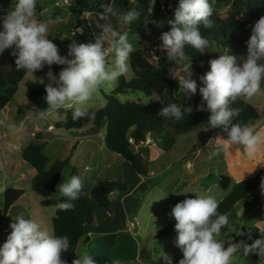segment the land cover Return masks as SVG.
<instances>
[{
	"label": "rangeland",
	"instance_id": "obj_1",
	"mask_svg": "<svg viewBox=\"0 0 264 264\" xmlns=\"http://www.w3.org/2000/svg\"><path fill=\"white\" fill-rule=\"evenodd\" d=\"M125 1L128 3V7L122 6ZM135 1L87 0L77 4V0H37L36 18L41 21L49 17L60 16L63 18L61 23L50 26L49 39L59 47L60 55L66 56L72 39L84 43L79 39L83 32V26L92 28V33L88 32L85 43H94L95 37L101 32V25L114 22L111 20L102 21L94 14L85 15L86 12H99L101 5L108 3H114L122 11L137 9L138 3ZM15 3L16 0H0V31L3 30L2 17L15 6ZM166 4L168 3H163L164 6ZM226 10L227 8H224L220 13L224 14ZM167 13V10H163V15L166 16L163 20L164 26H170L169 21L166 20L169 16ZM151 21L149 19L147 23L149 24ZM131 24L120 26L116 30L121 34L127 32L129 42L133 47L140 43L149 48L153 46L158 52L152 55V61L156 60V55L166 54V51L161 49V35L157 38L156 31L152 29H148L144 35L131 34L129 31ZM209 41L211 46L208 48V53L211 60L218 58L225 51L231 55L229 50L222 45H216L213 40ZM12 51L13 49H6L3 54H0V61L10 71L16 69L15 57L11 55ZM113 60L114 56L110 55L108 57L109 66L112 65ZM238 62H240L239 58ZM191 64L192 78L197 81L198 92L199 77L210 71V67L207 68L200 61L194 59H191ZM60 67L63 66H51L54 75H57L55 71ZM184 70L185 65H177L173 71L174 78L178 80L182 75L180 73H183ZM48 71L49 67L45 66L42 71L34 73L35 77L26 73L18 83V91L14 99L5 106L0 114V119L14 122L16 125L14 130L0 127V198L3 199V192L7 188L25 191L5 217L0 207V246L6 242L7 236L11 232L9 225L13 222L12 219L18 215L35 220L43 228L52 231L51 219L55 215L60 195L57 193V188L55 194L48 198L40 196L33 190L32 179L37 175V170L22 158L23 150L31 142L46 143L44 154L50 163L58 158L70 157V166L64 170L60 184L67 181L71 167L77 168L85 194L90 200L93 214L92 224L85 226V229L89 230L91 234L85 235L81 240L77 256L86 252L93 256L95 264H114L116 260H119L121 264H164L160 259L162 251L172 257V264H179L183 255L175 245L176 235L173 233L163 235L162 233L171 223H176L170 215L172 207L186 198H196L195 195H212L220 202L231 188L230 185L227 187L228 182L234 183L237 180L251 177L250 174H256L262 168L257 169L263 162L264 148L255 158L250 159L243 153V146H221L214 140L218 136L227 139V134L216 133L209 144L202 147L196 138V132L201 129H210L208 125H203L189 133L177 135L174 138V144L167 151H162L159 162L149 167L152 176L142 179L129 162H125L122 166L113 160L104 143L106 126L95 131L88 126L89 128L81 131L57 130L55 132L54 128H50L48 125L49 123L54 125L55 122L63 120L68 111L64 109L58 110L61 115L58 118L53 117L48 122L37 120V111L30 102L28 94L37 84L49 82L46 78ZM123 76L126 79H131L133 77L132 70ZM41 79L43 83L39 82ZM116 86L117 80L105 83L93 94L91 100L81 107L89 112L102 108L106 104L104 94L112 93ZM117 98L120 102L140 101L145 105L149 103V98L143 93L134 91L120 94ZM238 99L250 103L259 111L261 119L257 122L260 127H264V80H262L261 94L251 100L243 97ZM153 100L160 105V111L162 107L168 105L166 101L161 102L157 97H154ZM38 132L41 133L42 138L36 140L34 135ZM159 135L160 139L165 138L161 133ZM73 145L74 149H72ZM217 152L219 154H213ZM109 165L111 166L108 167ZM122 168L124 172H122ZM97 178H115L116 180L122 178L126 181L130 192L126 196L125 202L120 201L121 196L118 195L109 208H100L90 197V190ZM242 207H244L243 202H240L235 208L237 211H241L244 209ZM260 214H264V210L252 213L246 218L241 216L240 223L244 221L246 225H254L256 219L259 220L257 215ZM5 230L8 233L5 234ZM110 235H114L113 242L109 239ZM233 264H253V255L245 258L242 253H238L233 258Z\"/></svg>",
	"mask_w": 264,
	"mask_h": 264
},
{
	"label": "clouds",
	"instance_id": "obj_2",
	"mask_svg": "<svg viewBox=\"0 0 264 264\" xmlns=\"http://www.w3.org/2000/svg\"><path fill=\"white\" fill-rule=\"evenodd\" d=\"M36 4L37 0H16L15 6L2 17L0 54L6 49H13L11 55L15 57L16 69L25 70L32 76L45 66L49 67L46 74L49 82L45 85L44 97L46 107L38 110L37 120L48 122L53 117L58 118L61 116L58 112L60 109L71 110L74 121L89 116L81 106L91 100L102 85L118 80L131 70L130 55L134 47L129 42L128 33L121 34L111 22L104 23L94 43H80L72 39L67 55L62 56L59 47L49 39V28L61 23L63 18L57 16L38 20ZM155 4L156 0H151V12ZM101 9L95 13L86 12L85 15L94 14L102 21L115 19L121 27L131 24L141 15L135 8L122 11L114 3L103 4ZM213 11L209 0H179L174 20L169 22L171 30L160 37L161 49L166 51L168 61L185 65L178 83L187 99L197 93L198 84L192 78L191 56L185 49L187 46L200 54L206 53L205 50L211 45L201 34L200 28L213 27ZM110 55L114 56L111 66L108 64ZM239 61L236 55H229L227 51L209 61L210 71L199 77L202 100L196 110L210 113L208 128H220L227 134V139L218 136L214 140L221 146H243V153L252 159L264 148V127L251 120L239 121L242 108L231 107V104L241 97L251 100L262 92L264 17L259 18L252 27L247 41V55L240 57ZM52 65L63 66L58 76L53 74ZM39 82L43 83V80ZM192 112L191 105L171 103L162 107L158 114L179 122ZM0 127L14 130L16 125L0 119ZM135 141L129 143L135 145ZM82 187L79 175H72L66 182L63 181L58 185L57 193L65 199L57 207L61 210L74 208L72 201L79 198ZM261 189H264V180ZM108 195L115 199L119 189H112ZM195 196L175 204L170 213L176 221L175 245L183 255L179 264H233V258L238 253L245 258L250 255L264 257V232L260 233V239L251 244L244 240L233 242L221 238L222 229L233 231L228 215L218 212L219 201L214 196ZM12 220L9 225L11 232L0 246V264H67L62 257L71 247L68 236H56L23 215ZM160 259L164 264H172V257L163 251ZM72 264H95V261L92 255L85 252L76 257ZM114 264L121 262L116 260Z\"/></svg>",
	"mask_w": 264,
	"mask_h": 264
},
{
	"label": "trees",
	"instance_id": "obj_3",
	"mask_svg": "<svg viewBox=\"0 0 264 264\" xmlns=\"http://www.w3.org/2000/svg\"><path fill=\"white\" fill-rule=\"evenodd\" d=\"M83 1L87 0H77V4ZM135 2L138 3L136 10L141 15L131 24L129 28L131 34L144 35L148 29H152L156 31V37L158 38L163 33L171 30V25H163V20L166 18L163 15V10H167L169 15L166 20L169 22L173 21L179 0H165L168 3L165 6L161 3V0H156L152 12L150 8L151 0H136ZM209 3L214 10L211 17L213 27L206 29L201 26V34L208 40H213L216 45H222L228 49L231 55H236L238 58L246 56L247 41L251 36L252 27L259 18L264 17V0H209ZM169 5L172 8L169 9ZM122 6L128 7V3L125 1ZM162 7H164L163 10ZM224 8H227L226 13L221 14L220 12ZM149 19L152 21L148 24L147 20ZM110 20L114 21L113 26L116 29L120 27L115 19ZM91 29L88 26H83L82 35L79 36L82 42H86L88 32L92 33ZM185 51L191 56V59L200 61L207 68L210 67L209 61L211 57L208 53V48L205 50L206 53L203 54L187 46ZM157 52L153 46L149 48L143 43L134 47V51L130 55V67L133 77L131 79H126L124 76L119 77L115 90L112 93L104 94L106 104L102 108L93 112L88 111L89 116L76 121L72 119L71 110H68L63 120L54 123V128L57 130L80 131L91 127L95 131L106 126V134L104 136L106 148L119 154L129 162L138 175L148 176L149 162L141 154V146L145 143L148 133H153L158 138L160 137L159 133L163 137L165 136V138H159V140L162 141L167 150L174 144V138L177 135L189 133L199 126L206 125L210 116L207 111L196 110L202 100L199 91L190 99H187L179 88L178 80L174 78L173 74L174 69L179 64L168 61L166 54H158L156 55V60L152 61V55L154 53L157 54ZM197 69L201 71L198 67ZM60 70H62L61 67L57 68L55 73L58 75ZM26 73L25 70L18 71L17 69L10 71L0 61V114L5 106L14 99L18 91V83ZM180 74L183 73L181 72ZM45 85L37 84L28 94V98L37 112L39 109L46 107L44 102V97L46 96ZM129 91L143 93L149 98V103L145 105L140 101L120 102L117 96L126 94ZM154 97H157L161 102L166 101L167 104L181 103L183 106L191 105L193 112L189 116L185 115L179 122L173 119H166L158 114L160 105L153 100ZM231 107L242 108L241 115L238 117L239 121L247 122L251 120L257 122L261 119L259 111L242 99H237L231 104ZM216 133L223 132L220 128L201 129L196 132V138L202 146H205ZM34 138L36 140L41 139V133H36ZM129 138L136 140L138 147L130 144ZM45 147L46 143L44 142H31L23 150L22 158L37 170V175L32 179L33 190L40 196L48 198L55 194L64 170L70 166V157L58 158L50 163L44 154ZM72 175H79L75 167L71 168L68 179ZM262 180H264V165L252 177L234 183H227L231 188L228 194L219 202L218 212L229 215V223L233 231H229L228 228L225 229L234 242L244 240L251 244L254 240L260 239V233L264 232L259 227L240 223L241 216H245L254 209L264 207V189H261ZM112 189H119V195H125L130 192V187L126 182L103 179L98 180L91 188L90 197L100 208H108L112 202L108 193ZM24 193L25 191L22 189L7 188L4 190V200L1 208L4 217L9 208ZM253 193L255 195L245 202L242 213L238 214L235 208L236 205ZM64 199L60 197L59 203ZM72 203L74 208L71 210H61L57 207L55 215L51 219L53 233L56 236L66 235L69 237L71 247L62 257L67 261V264H72V261L78 257L76 247L85 236V226L93 222L90 200L85 194L84 186L79 198L72 201ZM174 225L175 222L167 226L162 232L163 235L173 233L177 236ZM241 232L243 235H241ZM109 237L112 240L111 242H113L114 235ZM260 263H264V257L253 255V264Z\"/></svg>",
	"mask_w": 264,
	"mask_h": 264
},
{
	"label": "crops",
	"instance_id": "obj_4",
	"mask_svg": "<svg viewBox=\"0 0 264 264\" xmlns=\"http://www.w3.org/2000/svg\"><path fill=\"white\" fill-rule=\"evenodd\" d=\"M206 125H208V124H206ZM48 127H50V128H54V125H52L51 123H49V125H48ZM50 128H49V130H50ZM54 130H55V132L57 131V129H55L54 128ZM54 130H51L52 132H54ZM81 131V130H80ZM216 135V134H215ZM93 137L95 136V135H92ZM157 137H156V135L155 134H153V133H148L147 134V137H146V141H145V143L141 146V154H142V156H143V158L146 160V161H148L149 162V167L151 166V165H156V163L157 162H159V160H160V158H161V156H162V151L163 150H165V151H167L166 149H165V147H163V145H162V143H160L161 142V140H159L158 138H157V140H155ZM155 140V141H154ZM81 143L79 142V145H80ZM209 144V143H208ZM206 146V145H205ZM205 146H202V147H205ZM135 147H138V145H135ZM75 147H74V145L72 146V149H74ZM108 150V149H107ZM109 152L111 153V155H112V157H113V160H116L117 162H119L120 163V165H122L123 166V164H125V162H127L125 159H123L119 154H117V153H115V152H112V151H110L109 150ZM261 153V150H260V152L258 153V154H260ZM263 165H264V159H263V162H261V165H259L258 167H257V169H259V168H261V167H263ZM111 165H109L108 167H110ZM121 166V167H122ZM190 166H192V165H190ZM158 167V166H157ZM193 167V166H192ZM71 168H73V167H71ZM76 168V167H75ZM124 168V167H123ZM122 168V172H124V169ZM77 169V168H76ZM79 173V172H78ZM250 175H252V176H254L255 174H250ZM79 176H80V174H79ZM141 176V175H140ZM152 175H151V173L149 172V175L148 176H141V178L142 179H147V178H149V177H151ZM251 176V177H252ZM80 178H81V176H80ZM249 178V177H248ZM106 179H113V180H116L115 178H106ZM244 179V178H243ZM98 180H103V179H100V178H97V180H95L94 181V184H93V186L98 182ZM242 180V179H241ZM241 180H237L236 182H238V181H241ZM117 181H123V182H126V181H124L122 178H120V179H117ZM229 183V182H228ZM128 184V183H127ZM92 186V187H93ZM229 185L227 184V187H228ZM128 194H125V195H119V196H121L120 198V201H122V202H125V200L127 199V196ZM255 195V193H253V194H251L248 198L249 199H251L253 196ZM61 197V196H60ZM20 199V198H19ZM18 199V200H19ZM249 199H247V200H249ZM17 200V201H18ZM111 200H112V202L114 201V199H112V197H111ZM16 201V202H17ZM112 202H111V204H112ZM241 202H243V205L245 206V200L244 201H241ZM240 203V202H239ZM15 204V203H14ZM13 204V205H14ZM12 205V206H13ZM11 206V207H12ZM111 206V205H110ZM109 206V207H110ZM10 207V208H11ZM108 207V208H109ZM10 208H9V210H10ZM57 208V207H56ZM242 208H244V207H242ZM9 210H8V212H9ZM56 210V209H55ZM260 210H264V207H260V208H257V209H254V210H252L251 212H249V213H247L245 216H244V218H246L248 215H250V214H252V213H255V212H259ZM243 210H241V211H238V214H241V212H242ZM8 212H7V214H8ZM6 214V215H7ZM257 218H259V220H257L256 219V222H254V225H252V226H256V227H259L260 229H263L264 230V214H260V215H257ZM241 224H245L244 223V221H242L241 222ZM52 225V224H51ZM91 234V232L89 231V230H86L85 229V235H90ZM84 238V237H83ZM82 238V239H83ZM221 238H224V239H226V240H232L233 242H234V240L229 236V234H228V232H227V230L226 229H223V231L221 232ZM81 239V240H82ZM89 239V238H88ZM81 240L79 241V243H78V245H77V247H76V253H77V250H78V247L80 246V243H81ZM228 245L226 244L225 245V247H227Z\"/></svg>",
	"mask_w": 264,
	"mask_h": 264
},
{
	"label": "built area",
	"instance_id": "obj_5",
	"mask_svg": "<svg viewBox=\"0 0 264 264\" xmlns=\"http://www.w3.org/2000/svg\"><path fill=\"white\" fill-rule=\"evenodd\" d=\"M164 7H162V9H163ZM168 8L170 9V8H172V6L171 5H169L168 6ZM130 143H134V140H133V138H129V140H128ZM5 233L7 232L6 230L4 231Z\"/></svg>",
	"mask_w": 264,
	"mask_h": 264
},
{
	"label": "water",
	"instance_id": "obj_6",
	"mask_svg": "<svg viewBox=\"0 0 264 264\" xmlns=\"http://www.w3.org/2000/svg\"><path fill=\"white\" fill-rule=\"evenodd\" d=\"M164 2H165V0H161V3H164ZM135 145H138L137 141H135ZM2 200L3 199L0 198V207H2Z\"/></svg>",
	"mask_w": 264,
	"mask_h": 264
}]
</instances>
